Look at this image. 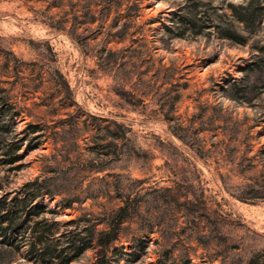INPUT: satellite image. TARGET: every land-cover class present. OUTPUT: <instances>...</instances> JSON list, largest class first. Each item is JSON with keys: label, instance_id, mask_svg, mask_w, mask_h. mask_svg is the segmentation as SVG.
I'll use <instances>...</instances> for the list:
<instances>
[{"label": "rangeland", "instance_id": "rangeland-1", "mask_svg": "<svg viewBox=\"0 0 264 264\" xmlns=\"http://www.w3.org/2000/svg\"><path fill=\"white\" fill-rule=\"evenodd\" d=\"M230 2L244 0H0L7 141L39 126L20 161H0V195L50 180L61 232L138 201L105 264H264V63L248 67L264 22L245 44L221 37ZM191 191L204 202L190 208ZM29 248L0 242V264H64ZM96 261L94 242L67 264Z\"/></svg>", "mask_w": 264, "mask_h": 264}, {"label": "trees", "instance_id": "trees-1", "mask_svg": "<svg viewBox=\"0 0 264 264\" xmlns=\"http://www.w3.org/2000/svg\"><path fill=\"white\" fill-rule=\"evenodd\" d=\"M231 13L228 15L226 21L216 24L219 34L223 38L230 39L236 43L245 44L249 39L247 33L254 32L257 26L264 22V0H244L242 3L228 4ZM194 20H200L202 15L198 10L193 12ZM184 28L196 25L187 19L180 20ZM242 25L243 31L237 29L236 23ZM193 23V24H191ZM54 26V24H50ZM206 27V26H205ZM255 50L257 52V60H255L248 67L252 65H259L260 68L264 63V45L256 44ZM53 75L60 81L65 90L70 93L72 89L69 82L61 75V73L54 68ZM133 98L137 95L132 94ZM141 102V98H137ZM138 103L132 102V104ZM140 104V103H139ZM4 111L0 109V144L5 148L2 150L3 163L16 164L20 161L24 153L21 152L25 148V152L32 149L28 138V132L36 133L39 131L38 124L28 123L23 130L24 135L16 133L14 139L7 141L5 132L6 122L3 120ZM19 112L13 113L12 120L16 119ZM22 132V133H23ZM40 135L37 134L36 138ZM248 185V184H247ZM249 187L252 184L248 185ZM247 186V187H248ZM58 187V186H57ZM190 208L196 206L198 203H203L205 195L203 192L191 191ZM60 193V189L56 188L50 183V180H28L25 182L18 193L14 196L10 194L0 195V242L3 244L21 245L29 244L30 252L35 259L47 260L58 258L61 263L67 264L72 260L82 255L94 242L97 247V261L96 264H105V259L112 243L118 238L119 231L123 221L130 215L131 210L135 209L138 201L131 205L129 201H125L123 205L119 206L112 214V217L106 222L107 227L104 229H96L97 224L86 226L84 229H75L61 232L57 228L58 221H50L45 212L48 210L47 204L42 199L45 196L53 197ZM242 201H247L248 198L239 197ZM74 198H62L59 206L63 208L73 207ZM77 219L65 221L66 224L76 223ZM67 237V244H61L62 238Z\"/></svg>", "mask_w": 264, "mask_h": 264}]
</instances>
